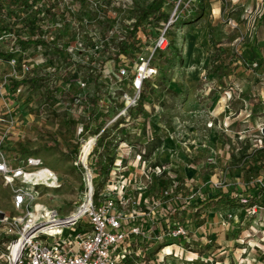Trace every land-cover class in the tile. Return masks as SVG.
<instances>
[{
	"label": "rangeland",
	"instance_id": "obj_1",
	"mask_svg": "<svg viewBox=\"0 0 264 264\" xmlns=\"http://www.w3.org/2000/svg\"><path fill=\"white\" fill-rule=\"evenodd\" d=\"M256 2L259 6H237L238 0H0V148L21 159L29 154L41 157L60 181L57 188L28 185L34 195L28 209L37 204L43 212L67 215L77 208L84 179L74 161L82 139L92 136L97 137L89 166L98 200L108 190V179L115 177L118 142L128 139L140 145L142 126L149 123L155 129L148 143L151 149L140 157L123 155L121 162L137 164L129 171L134 174L135 193L145 191L156 200L144 209L152 208L153 221L143 225L157 222L153 227H161V232L180 222L189 235V227L197 225L186 212L202 210L205 205L198 206L203 198L216 189L211 179L223 180L228 174L243 183L229 187L233 192L229 207H241L238 199L245 197L251 206L256 203L255 212L242 205L240 211H230L233 216L222 225L217 214L223 209L217 208L211 210L214 215L203 211L206 216L200 220L230 242L235 234L227 228L245 219L250 222L264 211V199L256 197L264 189L257 174L264 172L253 167L250 157L255 146L264 148V0ZM164 30L169 45L153 54L156 77L145 82L128 120L112 121L121 104L119 69L128 70L121 86L130 91L137 57L152 55ZM210 32L226 51L221 63L227 77L222 79L206 76L214 49ZM227 107L233 116L225 122ZM81 126L84 133L78 135ZM165 140L171 141L169 154H156ZM222 144L234 156L230 166L225 163L226 169L218 170L219 163L229 160L215 152ZM101 156L104 164L112 160L103 174ZM172 162L180 164L175 174L168 167ZM26 210L14 208L13 191L0 177V264H6L7 246L17 236L13 217ZM73 231L65 229L64 236ZM173 242L172 255L185 240L148 241L149 256ZM167 257L176 259L163 255V262Z\"/></svg>",
	"mask_w": 264,
	"mask_h": 264
},
{
	"label": "built area",
	"instance_id": "obj_2",
	"mask_svg": "<svg viewBox=\"0 0 264 264\" xmlns=\"http://www.w3.org/2000/svg\"><path fill=\"white\" fill-rule=\"evenodd\" d=\"M168 45L169 37L164 30L155 41L152 55L140 54L137 57L130 91L121 86L123 79L129 76L128 70L125 67L119 69L117 76L121 104L112 121L117 118L128 120L130 110L138 104L145 82L158 73L157 66L152 62L153 54L166 49ZM146 129L150 138H153L150 125ZM83 133L84 128L81 126L78 128V135ZM96 137L82 139L83 144L74 165L83 171L84 185L77 208L67 215H60L56 211L43 212L42 207L37 208V204L29 210L28 203L34 199V195L28 185L57 188L60 186L59 176L45 165L41 157L30 154L21 159L19 154L9 155L0 148V177L13 191V206L17 210L24 206L27 208L24 214L13 217L11 222L18 231L15 239L7 246L6 264H155L154 257L149 256L148 234L139 219L141 213L138 197L128 188L132 184L131 180L126 178L118 184L107 185V192L102 193L98 200L95 199L94 174L89 166V159L96 145ZM121 144L122 142L119 143ZM85 145H88L87 151H84ZM119 167H112L114 174L120 172ZM156 168L158 173L161 172L160 168ZM145 200L156 204L155 198L148 194ZM239 201L250 206L245 197H241ZM256 206H250L252 212H255ZM218 216L222 225H227L233 213L220 211ZM2 220L7 221V217L3 216ZM63 229L74 231L64 236ZM166 237L179 242L185 240V244L191 242L187 228L180 222L159 232L152 240L162 241ZM211 242L212 238H209L208 243ZM14 243L16 250L12 254L11 246ZM170 246L165 244L159 249L157 255L161 253L158 257L160 261H163V255H172L170 250H164ZM262 254L264 256V250ZM173 255L176 256L177 253L173 251Z\"/></svg>",
	"mask_w": 264,
	"mask_h": 264
},
{
	"label": "crops",
	"instance_id": "obj_3",
	"mask_svg": "<svg viewBox=\"0 0 264 264\" xmlns=\"http://www.w3.org/2000/svg\"><path fill=\"white\" fill-rule=\"evenodd\" d=\"M239 3L236 4L237 6H255L257 5L256 0H238ZM259 6V5H257ZM262 6H264V3L262 4ZM206 58V55L204 56V59ZM199 74V73H198ZM227 77V76H225ZM227 93H229L227 91ZM224 111V110H223ZM227 113L224 116V121L228 122L229 117H232V109L230 107H227ZM222 112V111H221ZM226 112V111H224ZM150 125L149 123L143 125L142 127L144 128V133L141 136L142 141L140 142V145H134L130 140L128 139H121L118 142V145L120 142H122L121 145H119V147L117 146V150H120L118 153V158L116 159L117 161L120 162H116L115 165H119V170L120 172L117 174H114V172H112L115 177L108 179L107 181V185L109 184H118L121 180L123 179H130L132 184H130V186H128L129 189H132V194L138 197L139 200V211L141 213L139 219L143 222V223H147V221H153L155 214L154 211L151 209H149L148 211H145L144 209H148L150 204L149 202H147L145 200V196L147 195V192H138L135 193L133 187H134V182H133V175L132 173H129L130 171V167H136L137 164H123L122 162V157L123 155H129V154H136L137 155H142L144 154L146 151H149L151 149V147L148 145L149 141H151L154 138H150L148 130L146 129V126ZM153 132V136H155V129H152ZM190 141H193L192 138L189 139ZM126 145H128V147H125ZM168 146H171V141L169 140H165L162 144H160L159 146L156 147V154H164L165 156H167L169 154L168 152ZM255 146V145H254ZM173 149V147H172ZM175 151H177V148L175 149ZM215 152L217 153V155H221L223 154L225 157H228L229 160H226L224 163H219L217 165L218 170H222V167H225L226 169V164H228V166H230L229 162H231V157L234 156L230 151H228V149L225 148V145L222 144V146H218L217 150H215ZM254 161L253 163V167H255L256 169H259L261 171L264 172V148H262L261 146H255V148L252 150V154L251 156ZM145 163H147V160L145 161ZM226 163V164H225ZM176 165H178L179 163L176 162ZM198 164V163H197ZM174 165V162L171 163V166L168 167H173L174 170H171V172L173 174H175L176 170H179V168H176L177 166ZM180 165V164H179ZM203 165V164H202ZM244 165H242L243 167ZM143 166V170H144ZM167 167V166H166ZM202 167V166H201ZM158 168H160V166H158ZM165 168V167H164ZM246 168V167H245ZM131 172H134L136 170V168H131ZM199 169V168H198ZM230 169V168H229ZM142 170V171H143ZM141 170H139V172L136 173V175L140 176L141 173H143ZM196 171V170H195ZM221 172V171H219ZM196 174V172H195ZM194 174V175H195ZM257 178L258 179H262L264 180V175L261 174H257ZM198 181V183H203L201 178L196 179ZM240 179L238 177L236 178H232L231 176H229L228 174H226L223 178V180L218 179V178H213L211 179V181L216 184L217 186H219L217 189V186L215 187L216 189L211 192H209L206 197H204V201L202 202V204H200V206L198 207H203L205 205V207L202 210H199L197 212V214H193V213H189L186 212L187 216L190 215V221L192 222V220L195 222V224L197 225L196 228H194V225L192 224V228L190 229L189 227V239L191 240V242L189 244H185L180 246V249L177 253V255H170L173 257H176V259L174 258L173 260H170L169 257H167V260L160 261V259H158V255L160 254H154L153 257L155 259V264H170V261H172L173 264H177V259L179 260V262H181V264H262L264 261V256L262 254L263 250H264V211H259L257 216L252 219L250 222L248 219L243 220L240 224L236 225L233 224L232 227L227 228L229 230L226 231H231V233L235 234V236L230 239V242H226V239H224L222 237V235L220 233H217V231L212 232L211 230H208V224L206 223H201L200 219H203V216H206L205 214H203V211H208L209 214H215L214 211L211 210H218L220 208H222L223 210L221 212H230L233 211V213L237 211H240V209L238 208H243V206L241 205V207L238 208H232L229 207L230 203H232V201H230L229 204L226 205H218V206H209L207 205L209 202L216 201L218 198H220L221 196L223 197H231L232 195V191H228L229 187L232 186L233 184H239L241 186H243V183H239ZM225 181V182H229L226 185H222L221 182ZM260 185V186H259ZM258 186L262 187V183H260ZM264 185V184H263ZM206 186V185H205ZM226 188H225V187ZM259 191V190H258ZM257 198H262L264 199V189L261 191V193L259 194L257 192L256 194ZM207 199V200H206ZM231 199V198H230ZM201 201V200H198ZM145 208H142L144 207ZM219 208V209H217ZM217 211V212H218ZM245 211V210H244ZM246 215V214H245ZM218 216V214H217ZM150 218V219H149ZM188 218V217H186ZM219 218V216H218ZM198 220V221H197ZM248 220V222H247ZM163 223H167L165 226H168L169 220L165 219L162 220ZM219 222H221V219L219 218ZM153 225H158L157 222L153 223ZM152 224H145L144 226V230L146 231V233L148 234V241H151L153 239V237L156 236V234L159 233V231L161 230V227H153ZM190 226V225H189ZM213 229V227H212ZM253 231L256 232V234H253ZM248 232V233H246ZM230 233V232H227ZM200 241H197L199 240ZM212 238V242H216L217 244H215L214 246L211 243H208V239ZM243 240H247L246 243H242ZM241 241V242H239ZM175 243H170V248L169 250L171 251V247L174 245ZM185 262V263H184Z\"/></svg>",
	"mask_w": 264,
	"mask_h": 264
},
{
	"label": "trees",
	"instance_id": "obj_4",
	"mask_svg": "<svg viewBox=\"0 0 264 264\" xmlns=\"http://www.w3.org/2000/svg\"><path fill=\"white\" fill-rule=\"evenodd\" d=\"M209 39L211 44L214 46L213 51L210 53V68L207 69L206 71V76H212V78H219L222 79L223 77L227 76V72H226V68L225 66L221 63L223 57L226 55V51L223 47H221L214 39L212 33L210 32L209 34ZM197 84L202 87L203 85V81L202 80H198ZM110 152L112 154H115V149H111ZM30 155V154H29ZM27 156V155H26ZM113 156V155H112ZM103 157H100V160L98 162V164L100 165V173H106L109 166L112 163V160L107 163L104 164L103 162ZM240 199V198H239ZM238 199V203L240 205H243L240 203ZM231 201V199L229 197H223L221 196L220 198H218L216 201H211L209 202L207 205L209 206H218V205H226L229 204ZM253 205H256V203H254ZM244 206V205H243ZM251 206V204H250Z\"/></svg>",
	"mask_w": 264,
	"mask_h": 264
},
{
	"label": "bare ground",
	"instance_id": "obj_5",
	"mask_svg": "<svg viewBox=\"0 0 264 264\" xmlns=\"http://www.w3.org/2000/svg\"><path fill=\"white\" fill-rule=\"evenodd\" d=\"M206 55V53H204V56ZM189 64L190 65H192V61L190 60L189 61ZM87 147H88V145H85V147H84V151H87ZM86 155H87V153L85 152V157H86ZM41 207V205H39L37 208H40ZM64 230L65 229H63V234H64ZM167 249H169V247H166L164 250L166 251ZM15 250H16V243H14L12 246H11V253L12 254H14L15 253ZM170 258H173L172 256H170Z\"/></svg>",
	"mask_w": 264,
	"mask_h": 264
}]
</instances>
